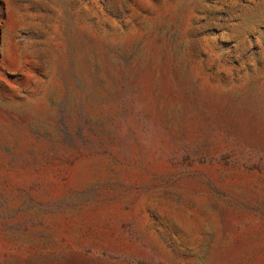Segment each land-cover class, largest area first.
<instances>
[{
	"label": "rangeland",
	"instance_id": "obj_1",
	"mask_svg": "<svg viewBox=\"0 0 264 264\" xmlns=\"http://www.w3.org/2000/svg\"><path fill=\"white\" fill-rule=\"evenodd\" d=\"M0 264H264V0H0Z\"/></svg>",
	"mask_w": 264,
	"mask_h": 264
}]
</instances>
